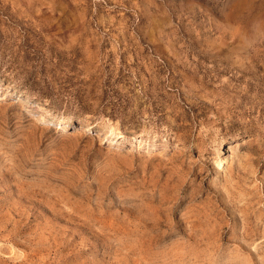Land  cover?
I'll use <instances>...</instances> for the list:
<instances>
[{"label": "rangeland", "instance_id": "1", "mask_svg": "<svg viewBox=\"0 0 264 264\" xmlns=\"http://www.w3.org/2000/svg\"><path fill=\"white\" fill-rule=\"evenodd\" d=\"M0 264H264V0H0Z\"/></svg>", "mask_w": 264, "mask_h": 264}]
</instances>
